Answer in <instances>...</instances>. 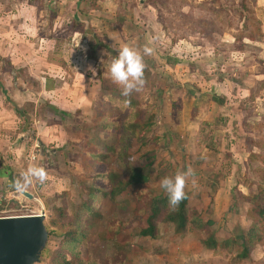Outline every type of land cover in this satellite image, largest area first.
I'll use <instances>...</instances> for the list:
<instances>
[{"label":"rangeland","instance_id":"1","mask_svg":"<svg viewBox=\"0 0 264 264\" xmlns=\"http://www.w3.org/2000/svg\"><path fill=\"white\" fill-rule=\"evenodd\" d=\"M21 1L0 8V217L45 210L48 240L35 264H90L86 257L95 264H264V223L246 257L238 238L264 207V0H149L143 14L135 0L127 23L122 10L105 18L71 0ZM108 32L119 33L117 44L104 41ZM122 45L146 65L144 87L127 98L106 73ZM125 99L153 123L123 157ZM85 157L95 173L84 168ZM119 157L149 181L113 198L97 195L92 214L82 212L87 224L75 256L60 245L64 232L78 223L76 207L94 186L112 188L110 169L126 175ZM32 163L48 178L27 189L29 199L10 185ZM188 165L197 185L188 179L186 210L212 221L213 247L192 221L178 233L162 220L154 236L139 232L136 192L164 197L161 179Z\"/></svg>","mask_w":264,"mask_h":264},{"label":"trees","instance_id":"2","mask_svg":"<svg viewBox=\"0 0 264 264\" xmlns=\"http://www.w3.org/2000/svg\"><path fill=\"white\" fill-rule=\"evenodd\" d=\"M111 53H113L115 56V52L112 49H108ZM102 95L106 98L110 97L109 92H102ZM130 100V108H129V114L125 117V119L122 121V130L123 133L120 135V141L118 143V153L121 154V156L124 157L126 148L131 142V139L133 136L138 134L140 131H148L153 123V115H146L142 114V110L140 109L139 104L134 101ZM123 101V100H121ZM57 110V109H56ZM18 113V111H17ZM110 120V119H108ZM116 122L112 121L111 124H115ZM104 127H109L108 125H105ZM127 132V133H126ZM86 155L89 157H92V154L88 146H85ZM118 160L122 161V168L126 170V175L123 176V174H117L115 169H110V172H108L107 180L110 181L112 184V188L108 189L107 191H102L104 189L98 188L94 186L93 191L90 192L89 197L82 201L77 207H76V214H77V221L75 222V225L70 227L67 231L64 232V236L60 241L61 247L63 249L69 250V252L73 253L75 256L79 255L80 252L77 250L82 234L80 233L82 229L86 226L85 219L83 218L82 212H85L87 216L89 214H92L93 212V202L94 199L97 198V195L101 193L103 196L113 198L117 193H120L124 189H128L129 187H135V186H145V184L148 183L150 175L149 173L142 170L141 167H129L123 159L119 157ZM86 170L89 171V173H95L92 172L89 168H92L91 166H87L86 163V157H85V167ZM103 177L104 175H101L100 173L96 174V177ZM136 196V205L135 210L138 211V215L144 216L142 223H141V229L140 234L142 236H154L155 235V229H156V223L158 220H162L165 222H170L173 224L175 232H181L188 222L192 221L197 230L200 231L201 235L203 236V241L208 247H213L217 245V242L212 239L211 234L208 233L207 227L212 224L211 220H208L206 222L201 221L196 214L197 212H190L188 214L186 210V199L183 200L179 206L176 208L175 211L171 210L168 203V195H165L164 197H156L153 196L149 192H144L143 188L139 189ZM261 201H263L261 199ZM147 208L145 211V215L142 213L144 208ZM143 210V211H142ZM252 214H256L258 218H256L255 221H253V225L251 228L238 236V238L241 239V257H246L248 254V251L251 249V247L257 242V238L262 234L261 233V225L264 223V207L261 206V208ZM90 216V215H89ZM89 220V219H88ZM261 229V230H260ZM110 232L109 229H106L105 233L108 234ZM49 233V232H48ZM110 236V235H109ZM111 237V236H110ZM235 240V238L232 239V242ZM88 263L95 264V260H90L88 257L85 258ZM103 264V263H101ZM104 264H119V263H111L107 259L104 261Z\"/></svg>","mask_w":264,"mask_h":264},{"label":"clouds","instance_id":"3","mask_svg":"<svg viewBox=\"0 0 264 264\" xmlns=\"http://www.w3.org/2000/svg\"><path fill=\"white\" fill-rule=\"evenodd\" d=\"M143 52L144 55H151L153 48L146 45ZM145 68L143 55L128 45H122L118 55L108 63L106 73L111 81L121 89V95L127 98L134 91L139 92L144 87L146 83ZM129 105L130 100L125 99L122 107L128 108ZM190 177L192 178V186L195 187L197 185L195 171L191 165H188L186 170H178L173 176H165L161 179L160 187L168 195V203L171 210L175 211L179 204L187 199L185 188ZM47 178L46 169L43 166L32 163L13 179L10 187L16 192L24 193L35 182L43 185Z\"/></svg>","mask_w":264,"mask_h":264},{"label":"water","instance_id":"4","mask_svg":"<svg viewBox=\"0 0 264 264\" xmlns=\"http://www.w3.org/2000/svg\"><path fill=\"white\" fill-rule=\"evenodd\" d=\"M32 199L33 194L22 193ZM48 240L45 215L0 217V264H35Z\"/></svg>","mask_w":264,"mask_h":264},{"label":"crops","instance_id":"5","mask_svg":"<svg viewBox=\"0 0 264 264\" xmlns=\"http://www.w3.org/2000/svg\"><path fill=\"white\" fill-rule=\"evenodd\" d=\"M13 1L14 0H8V1H6V0H0V8H1V6L7 5V4H9L10 6H15V4H12ZM18 1H20V0H18ZM71 1L74 2L75 4L78 3V5H80L82 8L85 9L84 11H92V10H94V11L98 12L99 14H102L101 16H103L105 18H110L109 16H112L113 15L112 14L113 12L114 13L116 12V15H117L118 12H119V10H122V12L124 14L122 15L121 18H123V20H124L125 23H127V14H126V12H128V11L131 10L130 7H132L134 5L133 2L135 0H71ZM8 2H10V3H8ZM20 3L21 4H19V5H26V4L29 5L30 4V2H26V0H22ZM137 3H135V4H137L136 5L138 7L137 9L140 8V12H142L141 14H143V11L142 10L145 9V11H146L147 8H151L150 7V4L153 5L152 2H150L149 0H141V1L138 0ZM134 9L136 10V8H134ZM9 11H12V8L9 9ZM134 12H133V14H134ZM140 12H139V15H138L139 17L141 16L140 15ZM146 12L148 13V10ZM157 16H158L157 15V11L155 10V17H157ZM142 17H144V19L142 18V22L143 23H146L147 22L146 21L147 18L150 19V21H149L150 23H153L154 22L152 16L142 15ZM107 21L109 23H118L119 21H121V19H114L112 21H109V20L106 19V20H104V23H108ZM119 33H121V31H119ZM119 33H115V34H113V32L106 33V37H107L108 41H106V40H104V41L107 42V43H109L110 45L117 44V42H119V36H118ZM33 198H34V196H33Z\"/></svg>","mask_w":264,"mask_h":264},{"label":"built area","instance_id":"6","mask_svg":"<svg viewBox=\"0 0 264 264\" xmlns=\"http://www.w3.org/2000/svg\"><path fill=\"white\" fill-rule=\"evenodd\" d=\"M40 213H43L45 215V210L42 209L41 211L37 212L36 214H40Z\"/></svg>","mask_w":264,"mask_h":264}]
</instances>
